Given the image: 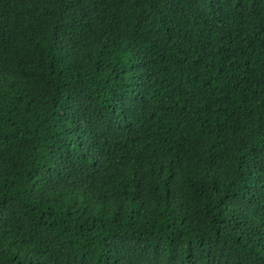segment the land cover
Listing matches in <instances>:
<instances>
[{
	"label": "trees",
	"instance_id": "trees-1",
	"mask_svg": "<svg viewBox=\"0 0 264 264\" xmlns=\"http://www.w3.org/2000/svg\"><path fill=\"white\" fill-rule=\"evenodd\" d=\"M0 264H264V0H0Z\"/></svg>",
	"mask_w": 264,
	"mask_h": 264
}]
</instances>
